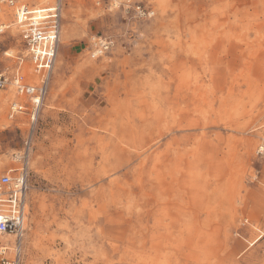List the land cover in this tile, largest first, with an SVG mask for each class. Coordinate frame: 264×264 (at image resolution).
Returning <instances> with one entry per match:
<instances>
[{
    "label": "rangeland",
    "instance_id": "rangeland-1",
    "mask_svg": "<svg viewBox=\"0 0 264 264\" xmlns=\"http://www.w3.org/2000/svg\"><path fill=\"white\" fill-rule=\"evenodd\" d=\"M59 24L35 122L0 90V175L28 172L18 264H264V0H60ZM15 26L0 71L37 84Z\"/></svg>",
    "mask_w": 264,
    "mask_h": 264
},
{
    "label": "built area",
    "instance_id": "built-area-1",
    "mask_svg": "<svg viewBox=\"0 0 264 264\" xmlns=\"http://www.w3.org/2000/svg\"><path fill=\"white\" fill-rule=\"evenodd\" d=\"M132 10L140 18L152 14V11L139 4ZM0 13L14 20L34 69L41 72L39 82L32 84L26 82L18 70L0 71V90H7L10 88L9 85L13 84L17 95L25 97L22 100L13 98L9 102L8 117L26 115L31 122H35L46 94L49 75L57 52L60 0L54 2L52 6L40 8L21 0H0ZM0 23H3L2 18ZM101 39L94 43L92 49L97 56L107 52L113 44L112 40L104 38L100 42ZM10 172L11 170H8L0 175V235L13 234L21 237L19 235L24 230L22 227L26 215L25 202L29 190L28 172L25 167L14 175ZM8 249L6 244L0 242V264H18L20 252L19 254L15 252L12 257H9Z\"/></svg>",
    "mask_w": 264,
    "mask_h": 264
},
{
    "label": "bare ground",
    "instance_id": "bare-ground-1",
    "mask_svg": "<svg viewBox=\"0 0 264 264\" xmlns=\"http://www.w3.org/2000/svg\"><path fill=\"white\" fill-rule=\"evenodd\" d=\"M52 0H37V2L38 3H40V4H43V3H49V2H51ZM57 2V1H56ZM49 6V5H48ZM50 6H52V5H50ZM37 8H40V7H37ZM2 15V16H1ZM5 15H3L2 13H0V18L1 17H4ZM15 26V22L14 21H6V22H4L3 21V23H0V31H2L4 28H6V27H8V26ZM16 27V26H15ZM1 33V32H0ZM61 37V36H60ZM59 37V40H58V43H61L60 42V39L61 38H64V40H65V37H61L60 38ZM99 39H101V38H99ZM98 39V40H99ZM103 39L104 38H102L101 40H100V42L101 41H103ZM61 40H63V39H61ZM95 42H97V41H95ZM94 42V43H95ZM93 43V44H94ZM98 52V51H97ZM93 54L92 55H96V53L95 52H92ZM56 55H57V52H56ZM102 55V54H101ZM97 56V55H96ZM55 58H56V56H55ZM53 67V66H52ZM32 72V71H31ZM34 73H36L39 77H41V72L40 71H35ZM33 74V73H32ZM12 86H13V89H14V92H15V86L13 85V84H11ZM10 86V85H9ZM15 94L17 95V93L15 92ZM24 95H18L17 97L18 98H20V100H22V97H23ZM14 98V97H13ZM258 150L260 151V152H264V144L262 143L261 145H259L258 146ZM28 155H29V151H28V149L27 148H25V150H23L22 152H15V153H13L11 156H12V159L13 160H26L27 158H28ZM27 201V200H26ZM26 204H25V217H24V221H23V229L25 230V223H26V218H27V214H28V212H26L27 211V202H25ZM24 230L22 231V234L21 235H19V236H21V237H18V236H14L13 234H2V235H0V240H6V242L5 241H3L2 243H4V244H6L8 247H9V249H8V251H10L9 253L10 254H12V256L15 254V252H16V254L18 253L19 254V250H20V243H21V239H22V236H23V232H24ZM10 236H13L12 238L10 237ZM11 239V240H10ZM14 239V242H13V244H11L10 243V241H12Z\"/></svg>",
    "mask_w": 264,
    "mask_h": 264
},
{
    "label": "crops",
    "instance_id": "crops-1",
    "mask_svg": "<svg viewBox=\"0 0 264 264\" xmlns=\"http://www.w3.org/2000/svg\"><path fill=\"white\" fill-rule=\"evenodd\" d=\"M2 19H5V18H10L9 16H4V17H1ZM14 21V20H13ZM18 96V95H17ZM28 218V217H27ZM27 218H26V221H27ZM25 225H26V223H25ZM26 227V226H25ZM23 234H24V232H23ZM13 242H14V239L12 240V241H10V243L11 244H13ZM21 242H22V239H21ZM21 251V248H20V250H19V252ZM9 252L10 251H8V254H9ZM12 256V255H11Z\"/></svg>",
    "mask_w": 264,
    "mask_h": 264
}]
</instances>
